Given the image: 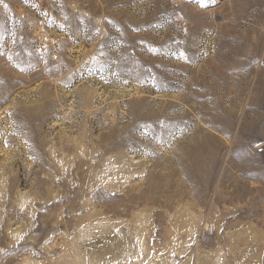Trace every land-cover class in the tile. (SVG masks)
I'll list each match as a JSON object with an SVG mask.
<instances>
[{"label": "rangeland", "instance_id": "obj_1", "mask_svg": "<svg viewBox=\"0 0 264 264\" xmlns=\"http://www.w3.org/2000/svg\"><path fill=\"white\" fill-rule=\"evenodd\" d=\"M0 264H264V0H0Z\"/></svg>", "mask_w": 264, "mask_h": 264}, {"label": "bare ground", "instance_id": "obj_2", "mask_svg": "<svg viewBox=\"0 0 264 264\" xmlns=\"http://www.w3.org/2000/svg\"><path fill=\"white\" fill-rule=\"evenodd\" d=\"M104 235H106L108 238L106 243L98 239H95L91 243H86V246L91 248L93 254L100 255L103 258H108V256L112 255L113 253H119L120 244L125 245V243L129 242L130 240L128 237L129 234L126 231H122L117 235H114V233L109 234V232ZM75 247L77 248L78 246L76 245Z\"/></svg>", "mask_w": 264, "mask_h": 264}]
</instances>
